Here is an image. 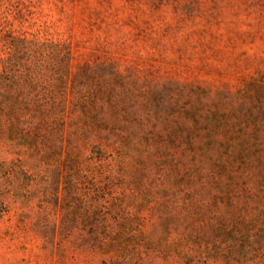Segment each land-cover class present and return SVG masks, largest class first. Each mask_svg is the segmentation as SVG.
Returning a JSON list of instances; mask_svg holds the SVG:
<instances>
[{"label":"rangeland","instance_id":"rangeland-1","mask_svg":"<svg viewBox=\"0 0 264 264\" xmlns=\"http://www.w3.org/2000/svg\"><path fill=\"white\" fill-rule=\"evenodd\" d=\"M0 30L69 43L73 73L118 68L133 114L123 123L139 131L113 182L97 167L78 190L62 184L57 205L25 203L19 176L0 220V264H264V244L230 262L206 230L226 205L216 177L248 176L232 189L264 192V144L251 152L260 165L239 157L226 168L206 130L264 125V0H0ZM10 159L0 145V162ZM111 237L120 244L106 254Z\"/></svg>","mask_w":264,"mask_h":264},{"label":"trees","instance_id":"trees-1","mask_svg":"<svg viewBox=\"0 0 264 264\" xmlns=\"http://www.w3.org/2000/svg\"><path fill=\"white\" fill-rule=\"evenodd\" d=\"M0 36V145L14 155L0 162V220L8 212L7 194L18 196L19 176L25 203L41 196L50 206L58 204L62 184L66 192L78 190L82 176L97 167L102 166L113 182L139 150L138 129L123 123L133 116L123 106L125 75L104 64L86 65L73 73V48L65 41L2 30ZM225 126L206 129L213 144L226 152L224 166L233 168L239 157L247 169L256 162L260 165L262 160L254 161L251 152L258 141L264 144L260 139L264 125ZM186 127L193 138L195 128ZM193 140H188L193 148L202 146ZM230 176L226 181L214 179L226 205L213 214L214 222L206 230L218 235L215 244L226 243L230 262L240 263L264 244V192L233 190L241 179L246 184L248 176ZM74 197L65 199L77 200ZM102 243L106 254L120 244L112 237Z\"/></svg>","mask_w":264,"mask_h":264}]
</instances>
